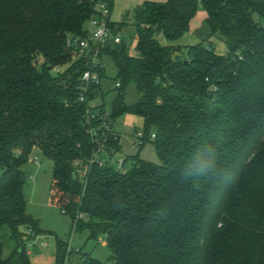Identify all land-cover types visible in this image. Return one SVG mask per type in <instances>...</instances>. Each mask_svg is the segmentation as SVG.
I'll return each mask as SVG.
<instances>
[{
	"label": "trees",
	"instance_id": "16d2710c",
	"mask_svg": "<svg viewBox=\"0 0 264 264\" xmlns=\"http://www.w3.org/2000/svg\"><path fill=\"white\" fill-rule=\"evenodd\" d=\"M199 4L225 57L205 42L162 43L189 32ZM95 12L93 0H0V231L8 227L16 243L5 259L0 242V264H31L22 228L44 233L24 191L22 166L35 148L54 165L51 203L73 228L105 236L112 252L106 263L83 255L82 264H264V0L141 5L137 54L124 41L103 54L118 90L135 84L140 98L128 107L120 93L110 116H141L143 144L153 139L160 163L137 155L126 172L96 163L83 175L75 164L95 150L80 101L89 66L68 40L88 38ZM98 94L91 85L89 99ZM65 250L57 240L56 264Z\"/></svg>",
	"mask_w": 264,
	"mask_h": 264
},
{
	"label": "rangeland",
	"instance_id": "374dc122",
	"mask_svg": "<svg viewBox=\"0 0 264 264\" xmlns=\"http://www.w3.org/2000/svg\"><path fill=\"white\" fill-rule=\"evenodd\" d=\"M167 3L169 0H114L110 11V21L122 24V35L124 42L130 48V54L136 55L137 40L133 27L135 11L145 2ZM206 12L202 4H199L196 17L190 24L189 32L183 37L168 42L162 39V43L168 46L185 48L205 42L216 51L217 55L225 57L228 54V47L225 40L219 34H212L206 25ZM86 27L91 30L90 26ZM105 77L102 79L101 88L104 96L97 99L98 104L105 103L107 109L112 113L113 103L120 93H124L125 106H133L140 98V94L135 84H129L124 90L114 88L117 80V68L111 56L103 57ZM112 130L120 137V150H115L111 156L110 164L116 166L120 159L126 161V168L132 166L130 158L137 155L147 162L159 164L160 159L157 154L154 141L139 145L138 133L145 135L144 119L132 113L122 114L112 120ZM53 162L48 159L40 149L35 148L31 155V160L22 166V170L28 178L25 186V196L27 199V213L35 220L39 221L40 228L44 231L42 235L33 238L31 230L23 227L27 234L28 251H30L31 264H56L57 240L64 243L66 247L65 258L62 264H82V256L88 255L94 259L106 263L112 252L108 246L105 236L90 238V231L87 229L78 230L73 228L72 221L68 216L62 214L60 209L51 203L50 186L52 183ZM0 171V176L2 175ZM0 242L4 244L3 257L11 256L16 247V243L10 239L8 227L0 231ZM33 244L32 247L29 244ZM45 244H49L46 247ZM72 251L71 253L68 251Z\"/></svg>",
	"mask_w": 264,
	"mask_h": 264
},
{
	"label": "built area",
	"instance_id": "2783aa9c",
	"mask_svg": "<svg viewBox=\"0 0 264 264\" xmlns=\"http://www.w3.org/2000/svg\"><path fill=\"white\" fill-rule=\"evenodd\" d=\"M96 4V12L92 15L87 24L91 30L88 29V38L68 40V44L71 48L79 52L88 61L89 69L86 70L82 77V91L80 101L86 105L84 115V125L87 132L95 145L92 158L84 163L83 161H77L75 167L79 170V174H88L90 168L94 164L106 165L110 164L111 156L114 155L113 150L109 147L110 136H114L116 139L117 134L112 130V120L110 111L107 107H103L102 104H98L96 101L101 95H96L92 100L89 99L88 93L91 85L101 86L102 79L100 77L101 70H105L103 66V57L105 50L114 49L124 41L122 31H115L117 27L113 29L110 21V11L112 0H93ZM61 68H56L55 72H60ZM120 83H115L114 88L119 89ZM139 145L142 146L144 141L142 134L138 133ZM153 138L155 136L153 135ZM116 167L119 171L126 172V161L120 159L116 162ZM32 234V231H31ZM37 238V237H36ZM30 247L33 244H29ZM49 247V244H45ZM68 251H72L68 247Z\"/></svg>",
	"mask_w": 264,
	"mask_h": 264
},
{
	"label": "water",
	"instance_id": "95a60500",
	"mask_svg": "<svg viewBox=\"0 0 264 264\" xmlns=\"http://www.w3.org/2000/svg\"><path fill=\"white\" fill-rule=\"evenodd\" d=\"M122 100H123V101L125 100V96L122 97ZM74 179H75V180L78 179V174H77V173L74 174Z\"/></svg>",
	"mask_w": 264,
	"mask_h": 264
},
{
	"label": "crops",
	"instance_id": "0c3cea01",
	"mask_svg": "<svg viewBox=\"0 0 264 264\" xmlns=\"http://www.w3.org/2000/svg\"><path fill=\"white\" fill-rule=\"evenodd\" d=\"M29 254H30V251H29Z\"/></svg>",
	"mask_w": 264,
	"mask_h": 264
}]
</instances>
